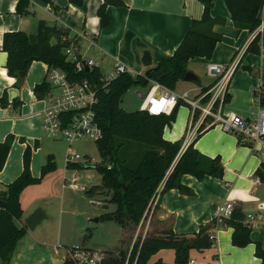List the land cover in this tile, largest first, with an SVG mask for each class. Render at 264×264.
<instances>
[{
    "label": "crops",
    "instance_id": "obj_1",
    "mask_svg": "<svg viewBox=\"0 0 264 264\" xmlns=\"http://www.w3.org/2000/svg\"><path fill=\"white\" fill-rule=\"evenodd\" d=\"M18 1L0 0V141L9 138L11 142L10 152L0 172V185L4 188L6 184L14 181L24 172V154L28 145L32 148L29 164L32 176L41 175L42 166L48 159H44L41 152L38 161L37 154L33 156L34 151L40 147L39 136L42 133L45 135L42 114L47 106L43 99L45 95L39 98L34 88L37 84L48 81L51 68L42 61H33L25 79L21 85H18V79L10 76L6 68L7 52L3 49L6 32L22 30L35 34L38 31L39 22L44 20L50 41L55 37L52 34L54 28H61L78 35L79 54L84 59L96 60L103 75L108 74L117 62H122L135 70L137 74L133 76L139 74L146 76L150 68L158 66L164 58L174 54L193 20L200 19L204 10L199 0H123L124 5L107 6L106 12L110 21L107 26L102 27L98 9L104 0H84L81 6L71 3L70 0H52L51 3L31 0V13L27 15L17 13ZM212 15L219 20L217 24L236 27L225 0H215ZM82 34L86 37H81ZM221 35L210 59L196 57L189 61V72L193 73L196 78L189 81L191 82L190 88L183 92H194L192 96L198 97L204 88L211 87L213 79L207 74L209 61L229 65L233 60H239L229 84L230 101L224 105L223 114L238 113L248 120H253L256 118L260 104L256 100L255 92L264 84V46L259 53H245L246 47L244 46L251 36L247 29H240L237 37ZM90 40L94 43L91 44ZM145 51L151 54L152 65L150 66H145L142 61ZM202 66L208 80L196 74L200 72ZM27 79L30 87L25 90L24 85ZM184 82H186L185 79L179 81L177 88ZM152 83L153 81L148 85L150 87L147 94L152 90ZM177 88L174 90L176 93H178ZM147 94L143 93L144 97ZM3 97H6V106L2 104ZM143 100L145 102V99ZM15 103L19 104L15 105ZM143 106L144 104L139 109ZM210 120L208 118L204 121L206 128L196 140L195 147L205 156L219 157L224 167V176L222 178L205 176L199 179L191 174H184L181 177V184L190 188L192 193L184 192L177 187L161 193L156 203V218L164 220L175 215L174 230L176 233H194L199 231L202 224L217 216L218 208L224 202L239 201L245 215L250 213L263 215L253 220L252 242L243 247L235 245L232 241L234 229L219 221L212 230L213 246L203 251L192 250L190 264H261V259L256 256L255 251L258 242L264 247V182L254 184L253 178L256 177L255 172L263 162L262 152L254 151L252 143L242 142L240 136L224 131L220 125L210 123ZM191 121V109L183 102L177 107L173 124L165 128L164 138L172 142L184 138L183 148H185L194 140L186 143L187 136L193 129ZM32 138H36L34 143ZM80 163L82 162L67 163V167L73 170L79 168L76 166ZM53 172L46 175L40 183L28 185L22 191L20 196L23 208L22 220L38 207L39 200L53 197L55 186L52 182L56 179ZM39 186L43 187L37 190V194L33 195L32 199L24 203L25 193L30 188ZM62 187L63 191L61 190L58 196L61 202L64 198V188L83 192L65 186L64 181ZM32 191L29 192L30 195ZM83 193L82 197L89 199L90 203L103 206L102 202H94V199L101 201L99 196L91 197L86 191ZM260 206L263 208L261 209ZM90 207L86 206L79 214L81 217L79 226L83 230L84 228L94 230L90 224L93 219L91 216L97 215L100 218L106 213L97 214L96 208L90 209ZM44 212H47L46 209ZM63 212L61 203V218L57 236L34 234L27 228L26 235L17 244L18 250L14 252V263L56 264L55 257L48 250L59 243L55 242V239L65 237L73 241L70 234L68 236L64 233ZM103 222L119 224L116 221L100 218V221L93 222V225L96 226ZM22 223L24 222L16 221L18 227H21ZM33 254H37L33 257L37 261L32 259ZM160 259L169 264L174 263V249H160L152 256L151 262Z\"/></svg>",
    "mask_w": 264,
    "mask_h": 264
},
{
    "label": "trees",
    "instance_id": "obj_2",
    "mask_svg": "<svg viewBox=\"0 0 264 264\" xmlns=\"http://www.w3.org/2000/svg\"><path fill=\"white\" fill-rule=\"evenodd\" d=\"M51 3L52 0H41ZM203 6L200 19H194L192 25L174 54L164 58L148 76H133L123 73L103 86V73L99 67L79 72L76 62L67 60L63 50L68 43L62 42V36L67 30L54 28L56 44H52L47 33L44 20L39 22L37 33L25 31L6 32L3 39V49L7 52L6 68L10 76L18 79V85L24 80L21 72L27 73L33 61H42L49 67H57L65 71L71 80L88 78L97 88L98 102L94 105L96 120L103 135L97 140L101 162L96 164L100 170L102 181L86 190L91 196L104 197L103 206L109 203L116 206L115 210L101 215L102 220L118 222L123 228L119 250H105L103 264H169L161 259L151 262V258L160 249L172 248L175 251V261L172 264H190L192 250L203 251L213 246L212 230L219 221L234 229L232 241L243 247L252 242V228L245 223L246 215L241 202L233 203L230 217L215 216L209 222L200 226L198 232L176 233L174 230L175 215L164 220L156 218V207L153 211L154 198L158 193L177 187L184 192L192 190L181 184L184 174H191L199 179L205 176L222 178L224 167L219 157L210 158L202 154L196 147V140L206 128V122L200 125L194 140L183 148L184 138L169 141L164 138V130L176 119L178 105L170 115H152L144 109L128 111L121 106L122 99L134 85H149L151 81L176 90L179 81L184 80L189 72V61L196 57L210 59L214 53L221 34L214 30L218 19L212 15L215 0H199ZM236 28L247 29L253 33L264 20V0H225ZM81 6L84 0H70ZM108 5H124L123 0H104L98 9L101 26L109 24L110 18L106 12ZM31 0H19L17 13H31ZM264 41V38H263ZM264 46V43H263ZM262 36L257 34L245 48L246 52H261ZM235 58V57H234ZM50 88V83L44 81L34 88L36 95L42 98ZM210 88V87H209ZM204 88L201 92L209 90ZM200 94V95H201ZM199 95V96H200ZM259 103L264 106V84L255 92ZM209 98L207 95L203 101ZM7 105L6 97L1 99ZM230 101V95L225 103ZM19 103H15L18 105ZM199 112L194 116L197 120ZM207 121V120H206ZM10 139L0 141V172L3 169L10 152ZM32 155L31 146L25 149V169L14 181L0 189V199L6 206L0 208V257L3 264H10L18 242L26 235L24 223L18 227L16 221H23V208L20 201L22 191L31 184L40 183L43 178L56 169L53 154L48 156L42 166L39 177L32 176L29 168ZM108 165H111L110 168ZM69 166V165H68ZM78 167V166H76ZM264 182V162L255 172ZM163 188L159 191V186ZM147 224V226H146ZM93 229L88 228L84 242L92 237ZM136 235V236H135ZM134 239H136L134 241ZM134 242V243H133ZM256 256L264 264V247L256 243Z\"/></svg>",
    "mask_w": 264,
    "mask_h": 264
},
{
    "label": "built area",
    "instance_id": "obj_3",
    "mask_svg": "<svg viewBox=\"0 0 264 264\" xmlns=\"http://www.w3.org/2000/svg\"><path fill=\"white\" fill-rule=\"evenodd\" d=\"M260 34L262 36V46L264 38V20L261 25L254 31L244 48L249 44L254 37ZM81 37H86L82 34ZM78 35L68 31L62 36V42L68 43L63 52L67 60L76 62V69L81 72L86 69V65L90 69L99 67L96 60L84 59L78 51ZM93 44V40H90ZM243 48V49H244ZM239 60H233L229 65L209 61L207 63V74L213 79V83L208 91L200 93L198 97H190V92L185 91L181 95L174 90L153 81L151 92L144 97L143 93L139 92L138 96L145 99L142 109L148 111L152 115L167 114L170 115L178 102L182 100L188 104L191 109V122L193 129L187 136V141H191L196 137L197 131L201 124L210 118L212 124H218L226 132H231L240 136L242 142L252 143L254 151H261L264 162V106L259 104L257 108L256 118L248 120L241 114H223V107L226 104V97L229 95V84L236 65ZM89 69V70H90ZM123 73L134 74V70L128 65L117 62L113 69L102 76L103 86H107L109 82L117 78ZM48 82L50 88L44 96L47 106L43 110L42 122L44 133L52 139L64 138L73 143L84 137H90L98 140L102 137L103 132L96 120V112L94 105L98 102V90L90 82L88 78L81 80H71L67 73L60 68L51 67L48 74ZM156 90H159V92ZM209 95L206 102L203 99ZM259 102V100L256 98ZM199 112V116L195 123L193 122L195 114ZM82 162L86 165L95 164L94 159L89 156H82L74 152L67 155V163ZM111 165H108L110 168ZM79 168H74L71 175L65 177L64 185L76 190L85 192L89 187L81 182ZM260 177L253 178L254 184L261 183ZM163 188V183L158 190ZM161 193H158L154 198L153 211ZM94 202L101 201L94 199ZM1 208V207H0ZM262 209L263 206H260ZM233 211L232 202H224L218 208V217H230ZM259 214H247L245 223L250 227L253 225V220ZM147 226V224H146ZM213 239V235H212ZM136 239H134L135 241ZM134 243V242H133ZM65 253L63 264H103L105 254L103 250L89 247L85 244L81 245H64L58 243L55 245V253ZM128 263V259L126 264ZM193 263V261H191Z\"/></svg>",
    "mask_w": 264,
    "mask_h": 264
},
{
    "label": "rangeland",
    "instance_id": "obj_4",
    "mask_svg": "<svg viewBox=\"0 0 264 264\" xmlns=\"http://www.w3.org/2000/svg\"><path fill=\"white\" fill-rule=\"evenodd\" d=\"M42 69V67H40ZM199 73V74H198ZM137 73L134 70V74ZM197 75H199L202 79L208 80V77L205 75L204 67L202 66L200 72H196ZM25 79V78H24ZM191 82L186 81L183 83V85L179 86L177 88L178 94H182L184 90H187L190 88ZM25 90H27L30 85L28 79L26 80V83L24 85ZM150 86H145L141 84L134 85L132 88H130L127 93L124 95L121 106L124 109L130 110H136L141 108V106L144 104V100L138 96V91H142L145 95L147 94V91ZM194 92L190 93V97L192 98ZM42 133V132H41ZM40 140V147L34 151V154L36 153L37 161L38 158H40V152L44 156V159L48 158L47 155L54 154L55 161H56V169L53 172L56 179H53L52 184L55 186V192H53V197L49 198H42L43 200H39L38 207L46 209L47 217L36 226L34 230H30L31 233L34 234H44L48 236L54 237L57 234V229L59 227V220L61 218V203L63 204V219H64V233L70 237L73 238V241L67 240L65 237L55 239V242H59L64 245H81L85 244L89 247H93L100 250H119L117 248L122 247L121 238L123 233V228L114 222H103L101 224H97L96 226L93 225V222L91 221V226L94 228L92 237H88L86 242H84V236L88 233V229L84 228L81 229L79 224L81 223V217L79 214H81V211L85 209L86 206H91L90 209L96 208L97 214H101L104 212L112 211L116 208L114 204L109 203V206H100L90 203L89 199H84L81 194H84L83 192H75L69 188H64V198L61 202V199L58 198L61 190L63 191L62 182L65 181V175L69 176L72 173V168L67 167V155L70 152H74L77 154H81L82 156H89L94 159L95 163L101 162V155L99 153L98 149V143L97 140L92 139L90 137H84L78 141H74L73 143L67 141L64 138L61 139H52L49 138L46 134L43 133L38 138ZM32 142L36 140V138L31 139ZM44 161V160H43ZM79 166V172L82 176L81 182L89 187H92L93 185H99L101 184V174L100 170L98 168H85L84 163L78 164ZM44 186V185H43ZM42 186V187H43ZM42 187H32L30 188L27 193H25V199L24 203L28 202V199H32L34 197L33 195L37 194V190L41 189ZM4 188L0 185V189ZM33 190V191H32ZM32 191V194L30 195L29 192ZM42 193V192H41ZM41 193H39L41 195ZM101 202L103 203L104 197L99 196ZM34 201V200H33ZM32 203V202H31ZM33 205V204H32ZM37 207V208H38ZM94 208V209H95ZM36 209V208H35ZM34 209V210H35ZM33 210V211H34ZM48 213V214H47ZM92 218H97L98 216H91ZM18 226V225H17ZM70 234V235H69ZM57 236V235H56ZM136 236V235H135ZM75 238V239H74ZM18 250V247L16 251ZM51 254L55 257L56 264H63L65 260V253L61 251L60 254L55 253V245H53L50 249ZM16 253V252H15ZM14 255V254H13ZM37 254L32 255V259ZM29 258V257H28ZM34 260V259H33ZM34 261H37L35 259ZM31 263H33L31 261ZM0 264H3V261L0 257ZM10 264H16L13 261V257ZM17 264H19L17 262Z\"/></svg>",
    "mask_w": 264,
    "mask_h": 264
},
{
    "label": "water",
    "instance_id": "obj_5",
    "mask_svg": "<svg viewBox=\"0 0 264 264\" xmlns=\"http://www.w3.org/2000/svg\"><path fill=\"white\" fill-rule=\"evenodd\" d=\"M214 30L220 34L223 35H228L231 37H237L240 34V29L233 27V26H226V25H221V24H217L214 27ZM51 43L54 45L56 44L55 39L53 38L51 40ZM142 61L144 63L145 66H150L152 65V57L149 51H145L144 52V56L142 58ZM156 67L150 68L147 72H146V76H148L154 69H156ZM89 66L86 65V70H89ZM26 73L25 72H21V76H25ZM196 77L194 76L193 73L188 72L185 76V80L186 81H192L194 80ZM87 168H96V164H88L86 165ZM6 206L5 201H3L2 199H0V207L4 208ZM47 217L46 213L42 210V208L38 207L36 208L33 212H31L26 218H24L23 222L26 225V227L29 230H34L36 228V226L38 224H40L45 218ZM100 218H93L92 222H99Z\"/></svg>",
    "mask_w": 264,
    "mask_h": 264
}]
</instances>
